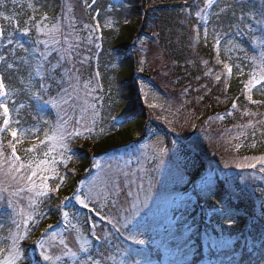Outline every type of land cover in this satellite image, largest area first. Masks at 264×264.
Here are the masks:
<instances>
[{
  "label": "trees",
  "instance_id": "1",
  "mask_svg": "<svg viewBox=\"0 0 264 264\" xmlns=\"http://www.w3.org/2000/svg\"><path fill=\"white\" fill-rule=\"evenodd\" d=\"M139 1L142 14L138 20L140 22L139 29L124 23L125 16L130 9L122 3V0H96L94 4L93 0H82V2L81 0H17L15 5L11 0H6V6L0 8V13H2L0 27L5 29L4 43H7L8 34L12 33L14 43L23 44L29 50L36 46L33 43L36 39L35 25L34 22L29 21L33 15L38 20L41 15L46 14L49 19L45 23L49 26L60 21L61 34L67 32L68 28L65 27L68 24L74 25V27H70V32L73 34L72 43L79 45L73 54L75 67L81 70L83 81H87L92 80L93 68L97 65L103 90L112 92V97L105 99L109 104L108 108L104 109L102 116V120L109 125L110 134L93 141L71 140L69 155L72 156V159L58 162L57 165L58 172L64 176L63 184L60 185L58 191L53 190L47 196L39 198L36 211L40 214L33 213L34 221L37 223L36 232L34 234L29 232L28 237L21 241L25 264H35V261L39 260V251L33 241L41 239V233L50 224L52 228L48 229L47 235L49 238L55 235V240L52 243L57 245L55 248H50L51 254H59L60 249L63 248V245L59 243L61 239H64L68 247L76 251L78 249L77 234L84 235L91 240L90 232L93 230L94 224L95 232L98 235L102 237L105 234L108 235V239L102 244L91 241L94 245L92 249L94 256L99 250L105 253V257H108L105 259V264H120L121 260L127 264L129 259L138 260L141 264L144 253L161 261L162 253L156 245H153L157 243L156 240L163 242L174 253L173 259L177 262L175 264H243L255 255H258L262 262L264 261L262 196L258 195L259 203L257 205L248 194L244 196L246 198L235 195L227 176L232 172L233 159L240 158L239 156L243 153L245 157L250 155L258 157L264 154V135H261L264 126L255 124L256 120L264 119V115H260L264 114V105L250 104L242 94L241 81L247 79L249 71L237 77L235 75L237 69L233 68V74L228 77L229 82L226 84L223 80L219 82L212 80L213 68L211 74L205 75L211 68L210 62L216 69L223 66L222 63L217 64L216 62L215 35L221 37V43L232 39L240 45L244 55V57H239L240 64L245 65V70H249L250 65H247L246 60L258 54L257 47L251 42L250 36L260 37V30L256 29L252 33H249L247 29L239 33L236 31L235 18L241 15L239 0H221L214 4L208 10L209 15L206 20H202L196 15L203 7L204 0ZM30 4L42 11L34 13L29 7ZM229 5L232 7L230 8ZM68 8H71L70 12ZM222 8L226 9L221 12ZM249 8H259L258 0H247L244 9L248 11ZM217 13H219L218 16ZM65 14L69 19H62ZM248 14L253 15L254 13L249 12ZM4 16H8L9 19L5 20ZM108 18L114 23L113 27L109 29L103 27V23ZM26 21H29V24H26ZM95 21L100 25L96 32L93 31ZM85 25L89 27L86 28ZM29 26L31 31L27 36L16 30L17 27L23 30ZM196 31L199 32L198 39ZM205 31L208 33L207 40L204 39ZM90 33L93 40H87ZM140 34L144 36L141 39L138 38ZM43 38L41 37V39ZM60 39L63 40V35H60ZM140 43L145 45L144 52H141L138 47ZM8 47L11 48L12 45ZM39 48L43 50L42 44L39 45ZM16 51L18 55H24L22 49L17 48ZM0 54H7V50L3 46H0ZM155 54L162 56L161 59L164 61L160 62L158 59L150 58ZM84 55H90L91 61L85 62ZM135 55L146 56L147 61L144 59L146 63L144 69L136 66L138 59ZM58 58L50 56L49 60L54 64ZM12 59L9 56V62H12ZM80 61H84V63L81 64ZM202 62L208 63L205 65ZM134 63L136 64L134 65ZM0 74L6 77V82L10 86L18 90L15 100L17 106L21 103L25 105V108L20 110L25 126L30 122L33 123L31 116L34 114V106L38 102L31 99L25 85L20 84L21 79L27 81L28 66L21 64L18 70H7L6 66H3L0 67ZM142 82L160 92L164 91L172 101L182 100L186 107L196 98L204 110L199 123L207 125V132L211 137L215 136L213 148L201 149L195 144L193 149H189L178 138L173 139L171 136L173 133H169L164 125H157L153 122V118L151 119L153 111H146L149 118L144 115V109L137 95V89L139 91ZM20 89L25 90L21 91ZM139 94L141 96L140 91ZM253 99L264 101V95L260 91H253ZM234 100L238 105L235 111L232 110ZM53 110L44 106V111L40 115L52 122L56 116ZM228 111H233V115L227 116ZM245 112L257 115H245ZM220 116H223L224 119H218ZM112 117H116V119L113 120ZM249 121H252L255 128L258 129L255 140L251 135L252 128L243 130L245 132L243 137H245L241 139L242 147L235 150L225 138L240 133L242 129L237 125L247 124ZM149 122L154 124L156 129L165 136L168 151L172 150L173 141L174 144L179 143L181 156L187 163L181 167L188 179L178 185L171 183L169 188L167 180H165L163 192L174 193L176 196L172 197L166 214L160 216L159 221H155L157 215L150 217L151 227L144 235L149 237L151 242L145 248H141L140 245H131L139 250V254L130 258L127 255H122L123 248L129 242L124 241L123 237L116 233L110 224L101 220L95 212L89 213L87 209L72 203L71 199L64 201V197L71 198L81 182L84 183L85 178H91L94 175V160H109L103 164L102 173L96 176L97 185L105 179L110 160L115 162L122 158L123 160H136L139 154L137 144L141 141L133 139L132 128L141 129L144 127L145 129V125ZM203 130L206 132L205 129ZM253 143H255V147L252 146ZM26 147H30L26 142L20 146V148ZM133 149H135L134 153L131 151ZM142 160L144 161L143 158ZM170 162H173L172 157H170ZM211 163L216 164L214 166L219 168L221 175L213 171V168V172L210 169L206 170L207 165ZM225 163L229 164V167L225 168ZM145 168L148 172H153L152 167L145 166ZM234 172L239 174L238 171ZM138 175H142V173L138 172ZM207 176H211L213 179L211 195L201 183ZM150 179L153 183L152 192L156 194L160 189V182L152 177ZM59 184V180L50 179L48 181V186L53 189ZM145 187H147V183H145ZM83 191L87 190L83 189ZM28 196L29 193H21L15 201L25 211H31L28 207ZM244 199L248 201H244ZM62 202L65 205L63 209H61ZM221 202L226 204L231 211V226L224 221L219 212L213 211L215 205H219ZM110 203L111 201L103 208V214L109 218L113 214L110 210ZM98 204L100 203L98 202ZM63 211L69 213L67 227L63 224L66 223ZM179 215L186 216L179 219L178 222L176 218ZM12 218H14V213L8 207L5 194V198L0 200V225L3 226L0 229V236H6L8 230L12 228ZM73 224L76 225V228L72 227ZM40 264H45V262L41 260Z\"/></svg>",
  "mask_w": 264,
  "mask_h": 264
},
{
  "label": "snow or ice",
  "instance_id": "2",
  "mask_svg": "<svg viewBox=\"0 0 264 264\" xmlns=\"http://www.w3.org/2000/svg\"><path fill=\"white\" fill-rule=\"evenodd\" d=\"M11 2L15 5L17 0H11ZM95 2L96 0H93V4ZM246 2L247 0H239L241 15L235 18L236 31L239 33L247 29L249 33H252L253 29L246 23V21H252L261 34L259 39L255 36H250L251 42L253 45L258 46L260 51L258 57L249 58L253 70L248 74L246 80L241 81L242 94L250 104L264 105V101L253 99V90L260 91L264 95V0H258L259 8H249L248 11L244 9ZM216 3L217 0H204L203 7L196 13L197 17L206 20L209 15L208 10ZM5 6L6 0H0V8ZM29 7L34 13L42 11L35 8L32 4ZM229 7L231 8L232 5H229ZM68 11L70 12L71 8H68ZM223 11L224 9H221V12ZM249 12L254 14L249 15ZM216 15L218 16L219 13ZM3 18L5 20L9 19L8 16ZM48 19L49 17L46 14L41 15L38 20L35 15L29 18V21L34 22L36 32V39L33 41L36 46L31 50L25 48L23 44L14 43L12 33L8 34L7 43L5 44V29L0 27V46L7 50V54H0V67L6 66L7 70H18L21 64L28 66L29 75L27 81L21 79L20 84L25 85L29 97L38 102L34 106V114L31 117L33 123L25 126V121L21 118L20 111L25 108V105L21 103L17 106L15 100L18 90L10 86L6 82V77L0 74V200H3L6 194L8 207L13 210L16 217H19V219H12L15 231L10 229L7 236H0V264H25V254L21 247V241L25 240L29 235V221L35 222L33 213L36 215L40 214L36 211L39 198L47 196L53 190L58 191L64 181V176L60 175L57 170V156L60 157L61 161L71 160L72 156L69 155L71 152L69 147L71 139L83 135L84 132L92 133L95 130V116L98 115L96 105L89 103L88 99H100V97L93 95L97 90L94 82L92 80L82 82L81 70L75 67L73 63V54L79 46L78 43H72L73 34L71 32L61 34L60 21L49 27L45 23ZM62 19H69V17L65 14ZM29 21L25 23L29 24ZM110 23L107 22L106 26H110ZM69 27H74V25L70 24ZM85 27L89 26L85 25ZM99 27V24L95 25V29ZM16 30L27 36L31 31V27H25L23 30L17 27ZM60 35H63V40L60 39ZM41 37H46V39H41ZM196 37L197 39L199 38L198 31H196ZM91 38L90 33L89 39L91 40ZM207 38L208 33L205 31L204 39L207 40ZM214 38L217 46L216 62L217 64L223 63L224 73L231 77L233 67H235L241 75H244L243 69L239 65L223 62L220 59L219 45L221 44V37L215 35ZM76 39L78 40V37ZM41 44L44 46L43 50L39 48ZM9 45H12V47L9 48ZM17 48L23 50V56L18 55ZM53 52L59 57L54 64L49 60ZM9 56L13 58L12 62H9ZM80 63L83 64L84 61H80ZM211 71L209 69L205 75H208ZM96 76L98 77L99 73ZM215 79L219 82L221 75H216ZM25 89L20 90L23 91ZM81 93H83V96H81ZM74 99L77 101L82 100V103L87 106L83 107L82 111H87L88 108L92 109L93 119L91 126L76 120L75 124L79 125V127L73 126L69 129V121L64 119L63 116L59 117L55 125H52L40 115L44 111V106H49L52 109H61L63 105H70V102ZM9 101H11V104H9ZM237 107V102L234 100L232 102V110L235 111ZM233 111H228L226 115L232 116ZM245 115L255 116L257 114L245 112ZM112 119L115 120L116 117H112ZM218 119L223 120L224 117L220 116ZM255 124L264 126V119L256 120ZM237 127L242 129L240 136L245 135L243 130L252 128L251 135L255 140L258 129L255 128L252 121L247 124L237 125ZM41 134L43 139H41ZM261 135H264V131H261ZM235 138L238 139L239 136ZM26 141L31 142V147L20 148ZM252 146L255 147V143ZM131 151L134 153L135 149ZM150 152L153 158L162 157L167 152V149L157 142ZM141 157L147 160L149 157L148 150L142 151L140 156L136 157L138 169L129 167L132 164L131 159L124 161L123 167L109 165L105 179L101 184L97 185L96 177H93L92 181L89 182V186H87V191L77 190L73 192L71 198L64 197V201L74 200L81 208L87 209L89 213L95 212L101 220H105L110 224L115 232L123 237L124 241L129 242L123 248L122 255H127L130 258L139 254V250L131 247V245L145 244V240L140 239V237L151 227L150 214L153 207L159 208L158 202L152 203L153 183L150 178L146 180L147 171L143 167ZM257 165H260L259 172L264 174V157L256 158L255 161H248L243 164L238 163L235 167L256 169ZM96 167L99 168V165H96ZM224 167H229V164L225 163ZM138 172L144 174L138 175ZM37 179H39V183H37ZM50 179L59 180L60 184L53 189L48 186ZM145 183H147V188ZM201 183L208 189V194L211 195L213 191L212 177H204ZM240 183H245L243 177H241ZM81 184L82 187H85L83 182ZM25 192L29 193L28 207L31 211L26 212L22 208L17 211L16 198ZM109 201H111L110 210L113 213L111 218L103 214V208L108 205ZM98 202L101 204L99 209L96 208ZM63 207L65 205L62 202L61 209ZM262 210H264V193H262ZM213 211L219 212L224 221L231 226V211L226 204L221 202V204L215 205ZM62 214L66 221L65 227H67L69 213L63 211ZM73 216L75 217L76 214L74 213ZM72 227L76 228V225L73 224ZM2 228L3 226L0 225V229ZM51 228L52 225H48V228L41 233L42 238L33 241L39 251V260H36L35 264H40L41 260L45 264H57L58 261L60 264H64L63 258L65 256L75 262V264H105V259L108 257H105V253L99 250L94 256L92 254L94 245L91 241L102 244L103 241L108 239V235L105 234L103 237L98 235L94 230V224L92 226L93 230L90 232L91 240L78 233L76 236L78 249L74 251L68 247L64 239H61L59 243L63 245V248L60 249L59 254H51L49 251L50 248L57 247V245L52 243L55 240V235H52L51 238L47 235L48 229ZM120 264H125V262L121 260ZM127 264H140V262L135 259H129ZM262 264H264V261H262Z\"/></svg>",
  "mask_w": 264,
  "mask_h": 264
},
{
  "label": "rangeland",
  "instance_id": "3",
  "mask_svg": "<svg viewBox=\"0 0 264 264\" xmlns=\"http://www.w3.org/2000/svg\"><path fill=\"white\" fill-rule=\"evenodd\" d=\"M220 1L221 0H217V3H219ZM122 3L125 6H127L128 9H130L128 14L125 16L124 23L135 26L137 27V29H139L140 22H138V20L142 17L141 10L139 8L140 1L139 0H122ZM222 9L225 10L226 8H222ZM107 22H111L110 26H106ZM96 23L97 22L95 21V24L93 25V29H95V25H97ZM113 24H114L113 21L110 18H108L103 23V27L109 29L113 27ZM247 24L253 29V31L256 29L257 31H259L257 26L253 24L252 21H247ZM69 25L70 24H68V26L65 27V28H68L66 33H69L71 30ZM94 31L96 32V29ZM66 33L64 32L63 34H66ZM143 37L144 36L142 34L138 36L139 39ZM43 39H46V37H44ZM257 39H259V36L257 37ZM87 40H90V39L87 38ZM91 40L93 39L91 38ZM91 43L93 44V42ZM138 47L140 48L141 52L145 51L144 44L140 43ZM256 47H257L258 54L255 57H258L260 48L258 46ZM242 51L243 49L240 48V45L232 41V39L225 43L222 42L219 48V55L221 54L220 59L224 60L227 63L233 64V65H239L240 68L243 69V73L245 74L248 71L250 73L253 70V66L251 64L250 59L246 60L248 63L247 65H250L249 70L248 69L245 70L246 68L245 65L242 66L240 64L239 57H244ZM51 56H53L54 58H58L55 52H53ZM135 56L137 57L138 62L137 64L134 63V65L136 64V66L137 67L139 66L140 69H144V67L146 66L145 60L147 61L146 56L145 55H140V56L135 55ZM84 58H87L85 62L91 61L90 55H84ZM150 58L158 59L160 62L164 61V59H161L162 56H160L159 54L152 55V57ZM202 63L207 65L208 62H202ZM210 66H211L210 68L211 70L214 69L213 74H211L210 72L212 80L218 82L215 79V77L216 75H221V80L224 81V84L229 82L228 76H226V73H224L223 66L222 68L216 69L215 67L212 66V62H210ZM235 75L237 77L242 76L240 72L238 71L235 73ZM97 79H99V77H96L95 74L94 75L92 74V80L94 81V86L97 89L93 95L100 97V99L92 100L91 98H88L89 103H94L96 105V110L98 112V115L95 116V121H96L95 126H94L95 130L92 133L84 132L83 135L73 137L71 140L76 139L75 141H79V142L88 141V140L93 141L94 139H98V138H101L103 136L110 134L111 130L109 128V125L108 123L102 120V116H103L104 109H107L108 104H109V103L107 104L105 99L107 97L111 98L112 92L110 90L105 92L103 90L101 82L97 81ZM82 82H83V77H82ZM139 91L141 93V96L139 94ZM139 91L137 89V95L139 96V99H140L139 102L144 109V115H146V111L148 110L153 111L151 113V119L153 118V122L156 123L157 125L158 124L164 125L166 127V130L169 131V133L170 132L173 133V135H171L173 136V139L178 138L181 141V143L188 146L189 149H193L195 144L201 149L213 148L212 146H213V140L215 139V136L212 135L211 137L210 134L207 132L208 131L207 125H203L202 123H199L201 120L200 116L201 114H203L204 110H203V106L199 105L198 100L196 98H194L195 100H192L191 102L188 101L190 102V104H188V106L186 107L185 102H183L182 100L179 102L172 101L170 98H168V96L165 94L164 91L160 92L159 90L146 85L144 82L140 84ZM253 91H256V90H253ZM159 93H161L162 95ZM81 96H83V93H81ZM83 107H87V106L82 103V100L77 101L74 99L73 101L70 102V105H63L61 109H55V110L52 109L56 116H55V120H52V122L50 123L52 125H55L58 122L59 117L63 116L64 119L69 121V129H71L73 126L79 127V125L75 124L76 120H80L82 124H88L91 126L92 119H93L92 109L88 108L87 111H82ZM146 116L149 118V115H146ZM196 129H198V131H196ZM203 129H205L206 132ZM132 130H133L132 132L133 139L141 141L137 144V149L139 150L138 156H140L142 151L148 150L149 152V157L147 160L141 157V162L143 164L144 169L146 170L145 166H150L152 167L151 169L153 171L152 173H150L148 172V170H146L148 173L146 179H149L152 177L156 180H159L160 182L159 191L156 194L152 192V197H153L152 203L154 204L158 202L159 208L153 207L152 213L150 214V217L153 215H157L155 221H159L160 216L166 214L169 204L171 203L172 197L176 196L174 193L170 194V193H164L165 191L163 192V185L165 183V180H167L168 188L170 187L171 183H175L178 185V184L186 182L188 177L183 173L181 166L183 165L185 166L187 163L184 160L183 156H181L179 145H178L179 143L174 144L175 142L173 141V143L171 144L172 150L168 151L167 144L165 142V136L162 135L156 129L154 124L149 122L148 124L145 125V129L143 127L141 129L132 128ZM144 136L145 138L143 139ZM237 136H239L238 139L235 138ZM244 137L240 136V133H236V134H233L225 138V140L229 141V143L235 148V150H239L242 147L241 139ZM41 139H43L42 134H41ZM35 142H38V141H35ZM157 142H159V144H161L165 149H167V152L162 157L153 158L150 150L157 144ZM26 143L31 147V142L26 141ZM243 155L239 156L240 158L238 159H233L234 161L233 163H231L232 172L230 175L227 176V180L230 182V187L234 191L235 195L244 197L246 194H248L254 199V201L258 205L259 203L258 195L260 194L262 196V193H264V174H261L259 172L260 165H257L256 169L237 168L235 167V165L238 163L243 164V163H247L248 161H255L256 158L264 157V154L258 157H254L251 155L245 157ZM170 157H172L173 162H170ZM41 158H42V154H41ZM142 158L144 159V161L142 160ZM131 160H132V164L129 167L131 169H138L137 160H134V159H131ZM57 161L61 162V159L59 156H57ZM107 161L109 160H104V159L94 160V164H93L94 175L91 178H88V177L85 178V181L83 183L85 187H82V184H81L79 187H77V190H80V191H83V189L87 190V186H89V182L92 181L93 177H96L97 174L102 173L104 169L103 164H106ZM124 161H127V160H123V158L120 159V161H116V162L110 160L108 164L112 165L113 167L117 165H119L120 167H123ZM96 165H99V168H97ZM214 165L216 164H212V163L208 164L206 170L210 169L211 172L215 171L219 175H221L219 168L215 167ZM212 168H213V171H212ZM234 171H238L239 174H236ZM143 174L144 173H142V175ZM241 177H243L245 180V183L243 184L240 183ZM37 183H39V179H37ZM244 201H248V200L244 199ZM72 203H75V201L72 200ZM100 207H101V204L97 203L96 208L99 209ZM19 209H21V207L17 205V211H19ZM185 216L180 217V219L184 218ZM14 218L19 219V217H16L15 214H14ZM36 224H37L36 222L29 221V232L30 233L34 234L36 232L35 231ZM63 224L65 225L66 223L64 222ZM10 229L12 231H15V226L13 225V223H12V228ZM8 232L6 236L8 235ZM140 239L145 240V244L140 245V246L146 245L147 247L149 243L151 242L150 239L145 235L141 236ZM156 241L157 243H154L153 245H156L159 248L160 252L162 253L161 261L157 260L153 256L149 257L148 254L144 253L143 259L141 260V264H173V263L175 264L177 263L173 259L174 253H172L170 249L163 244V242L161 243V241H158V240ZM63 260H64V264H75V262L71 261L67 256H65ZM57 264H60V262L58 261ZM228 264H232V263H228ZM243 264H262V262H260L259 256H255L251 260L246 261Z\"/></svg>",
  "mask_w": 264,
  "mask_h": 264
}]
</instances>
